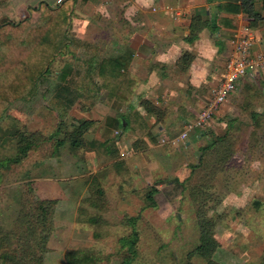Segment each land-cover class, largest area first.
<instances>
[{"label":"rangeland","instance_id":"1","mask_svg":"<svg viewBox=\"0 0 264 264\" xmlns=\"http://www.w3.org/2000/svg\"><path fill=\"white\" fill-rule=\"evenodd\" d=\"M46 1L54 6L60 0ZM41 2L0 0V20L7 18L19 23L15 27L0 22V111L6 106L0 112V128L15 124L13 119L19 124L17 133L0 138V232L5 242L4 264H77L75 259L85 253L94 258L87 264H123L131 239H139L133 243L139 255L129 264H183L185 251H191L198 241L201 205L217 218L210 237L218 243L214 254L218 264H261L264 73L248 77L236 89L225 117L217 114L211 124L194 130L193 136L199 135V140L188 143L186 138H192V133L187 134L173 143L177 147L172 152L159 149L161 153L156 159H151L147 152L148 157L145 155L143 159L139 152L142 155L136 157V162H142L146 172L152 173H148L150 182L139 179L140 184L133 189L130 163L120 157L113 160L122 151L111 144L119 142L120 130L110 135L112 142H108L109 135L104 133L106 127L102 123L120 117L119 113H124L128 105L142 106L161 119L167 113L165 108L149 99L142 100V105L112 97L109 88L99 90L103 81L95 71L93 83H89L90 95H81L85 86H80L79 93L72 89L71 95L69 88L64 89V98L69 96L73 100L68 109H63L55 97L58 84L70 82L71 86L75 81L80 84L79 73L73 72L77 70L84 75L89 66L87 59L92 55L88 47L70 41L69 36L97 46L101 41L102 46L109 45L106 56L111 57L112 39L121 49L127 46L126 39L119 37L128 33L124 9L120 4L113 16L110 12L105 17L99 11V2L83 0L76 5L71 19L56 34L55 55L44 54L41 78L32 74L28 88L13 94L7 76L18 66V60L21 64L29 60L32 65L34 58H39L35 53L40 46L39 38L32 33L48 23ZM27 17L28 23L23 24ZM8 59L10 63H6ZM31 84L35 88L30 90ZM189 120H186L189 126L196 121ZM128 127L124 136L137 135L133 127ZM225 135H229L226 140L229 146H224L231 149V167L226 168L223 161L207 175H201L203 168L207 169L206 160L213 159L210 150ZM58 138L63 144L57 147ZM127 150L131 148L126 146L123 153ZM201 177L206 179L197 184L196 179ZM201 185L208 187L205 192ZM154 186L157 206L148 205L146 200V193ZM41 199L57 200L50 210L52 219L46 225L38 210ZM91 216H96L97 221L95 218L92 221ZM13 250H23L25 254L11 256ZM36 258H41V262H36ZM192 261L203 264L206 260Z\"/></svg>","mask_w":264,"mask_h":264},{"label":"crops","instance_id":"2","mask_svg":"<svg viewBox=\"0 0 264 264\" xmlns=\"http://www.w3.org/2000/svg\"><path fill=\"white\" fill-rule=\"evenodd\" d=\"M92 1L99 2V11L105 17L110 16V12L113 16L121 4L128 19V33L121 32L122 36L118 32L120 38L126 39L127 46L121 49L116 46L119 44L113 41L115 39L111 40V55L124 63L123 70L130 80L127 97L118 98L129 104L149 99L167 111L161 119L142 106L128 105L124 113H119L120 117L102 123L106 127L104 133L109 135L108 142L110 135L112 137L120 130L119 142L111 144L117 145V149L121 147L122 151L113 160L120 157L130 163L134 189V185L140 184L139 179L150 182L148 173H152L146 172L142 162H136V157L143 154L145 159L147 152L151 159H156L161 153L159 149L163 148L172 152L177 146L171 139L185 130L188 135L192 133V138H186L188 143L200 139L199 135L193 136L199 127L188 129L186 120L194 121L208 104L232 51L249 34L255 37L253 51L263 58V65L241 78L238 87L248 77L264 73V0H247V8L243 6V0H87ZM82 2L77 0L76 5ZM102 45L100 41L99 48L106 56L109 45ZM233 94L217 116L225 117L230 111L228 107ZM128 126L133 127L137 135L127 133L124 136ZM126 146L131 150L123 153Z\"/></svg>","mask_w":264,"mask_h":264},{"label":"trees","instance_id":"3","mask_svg":"<svg viewBox=\"0 0 264 264\" xmlns=\"http://www.w3.org/2000/svg\"><path fill=\"white\" fill-rule=\"evenodd\" d=\"M59 1V0H58ZM77 0H60L59 2L56 1V4L53 6L50 2L46 0H42L41 6L45 10V17L48 19V23L43 24L41 27H38L32 34L38 35V40L40 43L39 48L35 51L37 55H39V58L37 60V56L34 58L32 65L29 64V60H26L25 62H22L21 60H18V66L14 70H11V73H9L10 76H7L8 78L11 79V87H12V92L13 94H17L19 92V89L21 90L22 88L26 89L28 88V82L30 79V76L33 74L34 77L37 79H40L42 76L41 68H42V61L44 58V54L46 52H51L50 55H55V47H56V42L55 39H57L56 34L59 30L63 28L64 25L71 19L72 14L74 12V8L76 6ZM247 0H243L242 4L245 8ZM4 21L3 25H8V26H17L19 23H14L12 21H8L7 18H3L0 20ZM29 17L25 18L23 20L24 23H28ZM70 41L77 42V44L83 46V47H88L89 51L88 53H91V57L87 59V62L89 63V66L87 67V72L81 76L80 72H77V70H74L73 73H79L80 75V84L78 82H74L73 88L69 86L68 84H58L56 87V102L61 104L63 106V109H68L71 107V104L73 103V100H70L69 96H65L64 89L69 88L70 95L72 94V89L80 90L81 87H86L84 91L81 92V95L83 96H88L91 94V89L92 87H89V83H93V79L96 73H99V78H103L104 81L103 83H99V90H102V88H109L111 91V94L117 95V97H127L128 93V84H130V80L128 79V74L125 70H123V65L124 63L120 60L114 59L112 57H107L103 53H101V49L99 46L87 42L86 40H81V42L76 41V38L69 36ZM48 46V48L46 47ZM51 48L52 51L49 49ZM61 51V50H59ZM96 52H99L98 58H96ZM25 53V52H24ZM49 54V53H48ZM6 63H10V60L8 59ZM3 64V63H1ZM11 65V64H10ZM33 67V72H32V67ZM8 66H6L7 68ZM12 67V66H9ZM72 69V67H71ZM96 73H95V72ZM72 72V70H71ZM84 76V77H83ZM8 80V79H7ZM106 80V81H105ZM37 83V81L35 82ZM87 84V86H86ZM68 85V86H67ZM9 87V86H8ZM35 88V84L30 85V90ZM6 106L0 111L4 112ZM2 113H0V116ZM215 114L214 116H216ZM125 120H127L125 118ZM1 122V120H0ZM13 122L15 124L10 125L7 128H0V138L7 136V135H13L17 133L19 124L13 119ZM121 123V122H120ZM122 125V124H121ZM221 141H219L213 149H211L210 153L213 157L212 160H206L207 163V169H204L200 172L201 175H207L209 171L214 169L215 167L217 168L218 163L223 162L225 163V166L227 168L231 167L229 165V160H230V151L231 149L227 144V141L229 139V135H225L224 137L220 138ZM219 139V140H220ZM63 142L60 138L57 139V147L59 145H62ZM226 145V146H224ZM230 157V158H229ZM200 165V164H199ZM210 173V172H209ZM206 178H197L196 183L200 184L203 182ZM210 179V178H209ZM211 180V179H210ZM212 181V180H211ZM176 187L179 188V185L176 184ZM202 189L208 188L207 186L203 188L201 185ZM157 191V188L154 186L153 188L149 189V191L146 193V200L148 202V205H153L157 206L158 201L155 196V192ZM204 190L203 192H205ZM57 203V200H51V199H41L39 200V206L38 210L40 211L41 215V221L44 225H46V222L50 219H52V212L50 211L52 209V206ZM95 218V221H97L98 218L96 216H91L90 219L93 221ZM216 221L217 218L214 217L213 215L208 214V209H204L203 206L201 205L200 211L198 214V228H199V236H198V241L195 245V247L191 251H185V254L182 258L183 264H196L192 260L194 258H197L199 260H202L204 258L206 261L203 264H218L216 258H215V251L218 248V243H216V240L210 237V234L214 231V227L216 226ZM2 235V232H0V264H4L3 258L5 255V252L3 250V245H5L4 238ZM47 238V235L45 236ZM139 240V239H137ZM136 239H131L128 241L127 248L125 249V256L123 259V264H129L133 259H137L139 252L137 248L135 247V243L137 241ZM21 253V254H20ZM19 254V255H18ZM25 254L23 250L17 251L13 250L11 252V256H20ZM131 254V255H130ZM74 255L72 256L71 261L73 262L74 260ZM201 257V258H199ZM91 259L94 260V258H91L87 253H85V256L82 258L75 259V262L77 264H87L89 263ZM36 262H41V258H36ZM264 264V258H262V263Z\"/></svg>","mask_w":264,"mask_h":264},{"label":"built area","instance_id":"4","mask_svg":"<svg viewBox=\"0 0 264 264\" xmlns=\"http://www.w3.org/2000/svg\"><path fill=\"white\" fill-rule=\"evenodd\" d=\"M254 42L255 37L252 34H249L238 42L226 62L224 70L220 74L219 82L212 89L210 101L202 108L194 124L188 125V129L195 126L202 127L208 125L213 120L214 115L221 111L230 94L236 91L240 79L250 71H257L263 65V58L254 54ZM187 134L188 131L185 130L181 135L172 138L171 142L176 144L186 137Z\"/></svg>","mask_w":264,"mask_h":264}]
</instances>
